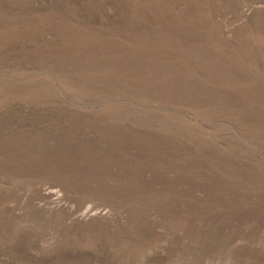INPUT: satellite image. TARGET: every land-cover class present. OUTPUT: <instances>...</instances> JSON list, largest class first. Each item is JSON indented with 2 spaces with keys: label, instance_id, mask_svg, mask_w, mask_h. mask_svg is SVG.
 I'll return each mask as SVG.
<instances>
[{
  "label": "rangeland",
  "instance_id": "1",
  "mask_svg": "<svg viewBox=\"0 0 264 264\" xmlns=\"http://www.w3.org/2000/svg\"><path fill=\"white\" fill-rule=\"evenodd\" d=\"M0 264H264V0H0Z\"/></svg>",
  "mask_w": 264,
  "mask_h": 264
}]
</instances>
